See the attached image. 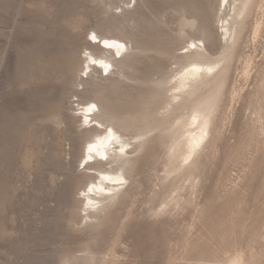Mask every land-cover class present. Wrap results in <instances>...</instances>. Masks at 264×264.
<instances>
[{
  "label": "rangeland",
  "instance_id": "374dc122",
  "mask_svg": "<svg viewBox=\"0 0 264 264\" xmlns=\"http://www.w3.org/2000/svg\"><path fill=\"white\" fill-rule=\"evenodd\" d=\"M231 14L217 0H0V264H264V0L237 28L198 169L190 180L166 179L168 128L188 110L166 120L160 83L189 61L180 54L191 40L206 60L223 59L219 18ZM90 31L128 44L124 73L137 80L114 68L74 81L87 40L103 44ZM86 101L134 117L132 129L108 124L126 138L153 129L131 140L127 193L93 223L79 198L85 175L97 173L83 171L79 155L89 137L81 131L96 125L71 119Z\"/></svg>",
  "mask_w": 264,
  "mask_h": 264
},
{
  "label": "bare ground",
  "instance_id": "6f19581e",
  "mask_svg": "<svg viewBox=\"0 0 264 264\" xmlns=\"http://www.w3.org/2000/svg\"><path fill=\"white\" fill-rule=\"evenodd\" d=\"M217 1L219 7H223L224 9L229 8L232 13L229 19L227 16L219 18V23L221 21L219 29H221L220 42L223 44V51L221 53L223 59L216 58L213 61L206 60L207 52L204 44L199 40H191L188 43V47L185 48L187 51L180 54L189 59V61H187L184 66L180 67L175 77L172 76L173 78L171 77V79L166 82L160 83L167 89L166 96L168 97V101L164 114L166 120L172 117L176 109L186 108L188 110L186 116H181L179 117L180 119L178 118L177 126H175L176 128L173 124L168 128L169 137H171V141H169L171 146L167 148L170 149V151H168L167 162H169L168 165H170L171 169L166 173V179L174 175L175 177L180 176L184 180H190L192 174L200 165L199 155L210 142L211 132L214 127L213 119L216 115V103L225 89L228 81L229 62L235 54V49L240 39V32L242 30L239 29L238 31L237 28L248 19L250 8L254 2V0ZM261 27V21L254 26L253 40L258 38ZM90 33V36L95 35L97 37L100 44L103 43L101 44L103 48L100 47V44L98 47L93 46L91 42L87 40V47H85L84 51L89 50V53H86L87 55L82 60L84 66L73 72L74 81L76 82L77 73L82 74L84 71H89L90 74L86 75L85 79L89 80L91 78V73H96L98 69L104 70L103 65H108V70L111 69L113 71L114 68L120 71L122 70L120 73L122 78L127 79L126 81L137 80L124 73V69L126 68L124 61L129 50L128 44L124 43L119 37L99 36L94 31H90ZM105 40H107L109 44H112L113 41L122 43L125 47L122 49L115 46L106 47L104 44ZM192 45H195V47H191ZM200 46L202 48H200ZM118 52L119 55H117ZM114 56H120L121 59L115 60ZM224 60L226 62L222 64ZM93 61H95V63ZM251 66V61L245 64L243 69V76L245 78L249 76ZM209 68L212 69L211 72L207 70ZM81 81H83L82 78H80V81L76 85L82 86L83 84ZM93 87V90L90 92L100 97V87L95 84ZM154 98L155 96L153 95L151 100ZM89 104H95L97 106L96 109L90 113L87 111ZM77 107H79L78 113L71 116V119L76 121L77 125L82 121L85 124L93 122L94 125L100 127L98 128L95 126L88 130L81 131L87 132L89 137L81 145L79 155L80 161L82 160L81 162L85 164L83 171L94 170L95 173H97V176L90 174L85 175L88 181L85 188L82 189V197L79 198V202L81 201L83 203V219L86 222L93 223V221H100L102 217L110 211L116 200H118L121 195L127 193V187H125L127 183L126 168L127 166L129 167L131 163L130 155L132 156L136 151V147L132 145L131 140H135V142L139 140L143 141L144 137L146 138L153 129L126 138V136L120 132L121 130L118 131L112 125L108 124L109 122H118L120 129H132L134 117L124 116L118 118L110 111L101 112L99 105L94 101L79 103ZM76 110H73V112ZM109 128L113 130L111 137L108 132ZM154 129L157 130L158 126H155ZM90 145L92 146L91 152L89 151ZM121 148L125 149L123 153L121 152ZM101 160H106L107 162L103 165ZM92 161L95 162L90 164ZM107 166L108 168H106ZM119 180H123L124 183H117ZM89 188H91V191H89ZM178 199L179 195L177 192L173 198V202L177 203Z\"/></svg>",
  "mask_w": 264,
  "mask_h": 264
},
{
  "label": "snow or ice",
  "instance_id": "6c2138e0",
  "mask_svg": "<svg viewBox=\"0 0 264 264\" xmlns=\"http://www.w3.org/2000/svg\"><path fill=\"white\" fill-rule=\"evenodd\" d=\"M92 40H96L97 39V37L95 36V35H92L91 37H90ZM104 44H105V46L106 47H112V46H115V47H117V48H124L125 47V45L124 44H122V43H118V42H116V41H113L112 42V44H109V42L107 41V40H105L104 41ZM191 47H195V45H192ZM185 51H187V49H185ZM117 55H119V52L117 53ZM94 63H95V61H93ZM103 67H104V70H105V74H107V72H108V68H109V66L108 65H103ZM209 72H211L212 71V69L211 68H209V69H207ZM85 74H87V73H85ZM96 105L95 104H89L88 105V109H87V111L90 113V112H92L94 109H96ZM112 129L111 128H109L108 129V132H109V136L111 137L112 136ZM91 150H92V146L90 145L89 146V151L91 152ZM125 151V149L124 148H121V152L123 153ZM81 167H83V165H81ZM117 183H120V184H123L124 183V181L123 180H119V181H117ZM89 191H91V188H89Z\"/></svg>",
  "mask_w": 264,
  "mask_h": 264
}]
</instances>
